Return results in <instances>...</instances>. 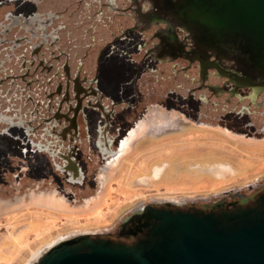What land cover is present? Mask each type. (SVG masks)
<instances>
[{"label": "flooded vegetation", "instance_id": "obj_1", "mask_svg": "<svg viewBox=\"0 0 264 264\" xmlns=\"http://www.w3.org/2000/svg\"><path fill=\"white\" fill-rule=\"evenodd\" d=\"M242 48L237 40L206 35L182 0H0V210L23 201L10 197L22 185L85 184L165 125L169 112L239 135L264 132V123L256 129L250 122L252 113L264 112V72ZM178 176L167 167L152 180ZM44 195L31 196L28 205L78 213L54 190ZM254 198L237 193L182 210L217 212L252 206ZM102 201L86 202L82 212L95 213ZM143 208L113 237L100 238L142 239ZM25 231L3 243L22 247Z\"/></svg>", "mask_w": 264, "mask_h": 264}, {"label": "rangeland", "instance_id": "obj_2", "mask_svg": "<svg viewBox=\"0 0 264 264\" xmlns=\"http://www.w3.org/2000/svg\"><path fill=\"white\" fill-rule=\"evenodd\" d=\"M167 116L171 122L157 125L148 138L134 144L109 167L93 172L83 185H22L18 194H10L12 199L23 201L5 205V212L0 210V264H25L35 250L59 237H113L126 217L147 205L168 202L173 204L171 208L202 207L227 201L228 195L251 198L264 190V132L244 136L206 119L191 123L171 112ZM250 120L257 129L264 123V112L252 113ZM167 167L179 174L176 181L152 180ZM4 189L0 186V195ZM48 190L65 198L67 210L78 213L60 214L41 204L37 208L28 205L31 196L44 198ZM102 198L95 213L82 212L86 202L98 205ZM12 209L17 214L14 219H10ZM30 219L40 226L35 228ZM25 229L26 244L22 247L3 243L7 236L24 234Z\"/></svg>", "mask_w": 264, "mask_h": 264}, {"label": "water", "instance_id": "obj_3", "mask_svg": "<svg viewBox=\"0 0 264 264\" xmlns=\"http://www.w3.org/2000/svg\"><path fill=\"white\" fill-rule=\"evenodd\" d=\"M182 3L206 35L239 41L251 66L264 72V0ZM139 218L145 233L134 243L80 234L56 243L32 264H264V190L252 206L212 212L147 205Z\"/></svg>", "mask_w": 264, "mask_h": 264}, {"label": "bare ground", "instance_id": "obj_4", "mask_svg": "<svg viewBox=\"0 0 264 264\" xmlns=\"http://www.w3.org/2000/svg\"><path fill=\"white\" fill-rule=\"evenodd\" d=\"M66 239L65 237H59L56 240H53L43 246H41L40 248H38L37 250H35L31 256L29 257V259L26 261L25 264H32L41 254H43L46 250H48L50 247H52L53 245H55L56 243L60 242L61 240Z\"/></svg>", "mask_w": 264, "mask_h": 264}]
</instances>
